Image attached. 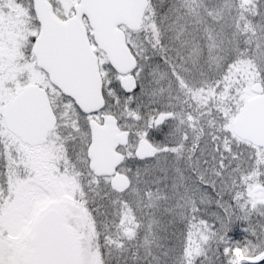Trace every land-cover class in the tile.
I'll return each instance as SVG.
<instances>
[{
    "label": "snow or ice",
    "instance_id": "obj_1",
    "mask_svg": "<svg viewBox=\"0 0 264 264\" xmlns=\"http://www.w3.org/2000/svg\"><path fill=\"white\" fill-rule=\"evenodd\" d=\"M0 264H264V0H0Z\"/></svg>",
    "mask_w": 264,
    "mask_h": 264
}]
</instances>
